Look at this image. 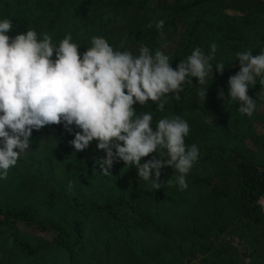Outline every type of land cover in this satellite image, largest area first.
Returning a JSON list of instances; mask_svg holds the SVG:
<instances>
[{
  "label": "trees",
  "instance_id": "1",
  "mask_svg": "<svg viewBox=\"0 0 264 264\" xmlns=\"http://www.w3.org/2000/svg\"><path fill=\"white\" fill-rule=\"evenodd\" d=\"M0 0V19H10L15 36L29 29L48 33L53 42L71 34L84 52L91 38L102 37L117 50L138 53L141 45L168 54L176 68L196 47L206 53L217 45L213 61L225 64L223 75L208 80L205 102L197 95L198 78L184 86L180 100L169 94L165 110L149 101L137 112L151 111L153 125L179 115L190 125L186 144L199 148L187 175V190L173 185L155 190L139 180L135 167L123 163L109 175L95 174L94 158L105 155L93 141L82 156V170L108 185L98 198L74 197L59 188L71 216L69 228L38 219L30 203L21 208L0 204V228L25 223L53 233L73 264H264V84L257 77L249 95L256 99L251 117L238 111L228 95L229 77L240 70L236 53L264 52V0ZM164 21L162 29L156 22ZM151 24V27L148 25ZM215 67V66H214ZM223 90L225 98L218 93ZM263 126L258 131V126ZM155 130V128H154ZM55 132L53 125L33 131L35 150ZM150 154L145 157L151 159ZM166 152H161V158ZM125 168L126 170H123ZM164 169H162V174ZM81 170V171H82ZM21 251L35 254L20 241ZM9 264V263H1Z\"/></svg>",
  "mask_w": 264,
  "mask_h": 264
},
{
  "label": "clouds",
  "instance_id": "2",
  "mask_svg": "<svg viewBox=\"0 0 264 264\" xmlns=\"http://www.w3.org/2000/svg\"><path fill=\"white\" fill-rule=\"evenodd\" d=\"M163 26V20L156 22L157 29ZM12 27L10 19H0V181L29 149L34 130L62 125L74 136L69 143L75 152L82 153L96 142L105 155L94 158V169L98 166L105 175L115 163L123 162L157 190L164 185L159 182L162 169L171 167L175 185L187 190L186 177L200 155L197 145L186 144L189 123L174 115L153 125V113H138L135 106L151 101L163 112L169 94L179 101L193 78H198L197 95L205 102L209 78L225 71L224 63H213L215 43L207 53L196 47L173 68L168 54L153 53L146 45L134 54L94 36L91 47L81 52L71 34L57 45L50 34L35 29L12 36ZM236 57L240 70L229 77L227 97L237 102L241 114L251 117L256 99L248 93L257 77L264 84V52L241 51ZM218 95L225 98L223 90ZM153 153L158 155L144 160ZM166 184L172 186V179ZM72 187L69 184V191Z\"/></svg>",
  "mask_w": 264,
  "mask_h": 264
},
{
  "label": "rangeland",
  "instance_id": "3",
  "mask_svg": "<svg viewBox=\"0 0 264 264\" xmlns=\"http://www.w3.org/2000/svg\"><path fill=\"white\" fill-rule=\"evenodd\" d=\"M156 2L154 0L153 5ZM53 126L54 134L37 149L23 153L17 165L9 170L7 179L0 181V204L3 208H21L30 203L38 219L49 225L54 222L63 225L67 230L72 212L67 202L58 196L59 188L64 193L70 192L68 201L73 202L77 195L81 196V200L101 197L108 185L90 178L87 171L85 173L81 169L83 164L78 161L84 160L82 156L89 149L75 152L69 143L74 136L68 134L62 125ZM262 128L260 124L258 131ZM121 164L115 163L107 175L111 176ZM169 169L165 168L160 177L161 184L168 185L167 181L170 178L173 180L168 174ZM92 170L96 175H105L98 166L94 169L92 165ZM148 183L153 187L150 181ZM69 184L73 185L71 191ZM15 227L13 230L7 226L0 228V264H73L68 253L53 241V233L40 231L25 223H18ZM20 241L31 244L38 249L37 252L31 255L22 252Z\"/></svg>",
  "mask_w": 264,
  "mask_h": 264
},
{
  "label": "built area",
  "instance_id": "4",
  "mask_svg": "<svg viewBox=\"0 0 264 264\" xmlns=\"http://www.w3.org/2000/svg\"><path fill=\"white\" fill-rule=\"evenodd\" d=\"M258 204L260 205V208L264 213V195L260 197V199L258 200Z\"/></svg>",
  "mask_w": 264,
  "mask_h": 264
}]
</instances>
